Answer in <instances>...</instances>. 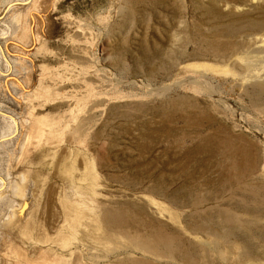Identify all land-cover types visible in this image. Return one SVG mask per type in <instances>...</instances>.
I'll return each mask as SVG.
<instances>
[{
  "label": "rangeland",
  "instance_id": "374dc122",
  "mask_svg": "<svg viewBox=\"0 0 264 264\" xmlns=\"http://www.w3.org/2000/svg\"><path fill=\"white\" fill-rule=\"evenodd\" d=\"M0 264H264V0H0Z\"/></svg>",
  "mask_w": 264,
  "mask_h": 264
}]
</instances>
